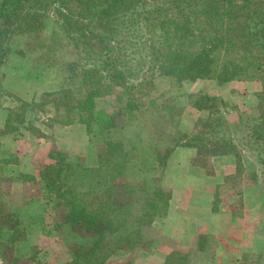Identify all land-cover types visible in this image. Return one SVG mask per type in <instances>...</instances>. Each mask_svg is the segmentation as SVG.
Returning a JSON list of instances; mask_svg holds the SVG:
<instances>
[{"label":"rangeland","instance_id":"374dc122","mask_svg":"<svg viewBox=\"0 0 264 264\" xmlns=\"http://www.w3.org/2000/svg\"><path fill=\"white\" fill-rule=\"evenodd\" d=\"M14 3L0 17V264H230L222 261L227 255L237 259L232 264H264V154L253 139L254 133L264 131V57L241 80L181 81L150 69L131 82L133 87L102 85L100 94L88 100L96 81L85 74L95 71L87 70L85 64L91 62L58 20V5L52 3L46 17L33 22L27 18L17 25L23 19L12 14L19 6ZM2 4L0 0V12ZM248 4L250 12L262 15L250 25L251 31L260 32L253 41L262 48L264 0ZM152 7L144 8L143 14ZM4 22L15 27L5 37ZM149 26L156 37L159 31L152 21ZM114 46L130 55L131 67L138 65L142 49L120 42ZM225 52L220 50L219 60L229 58ZM245 54L234 52L231 57L248 63L249 56L241 58ZM100 56L95 51L96 68ZM6 69L23 78L34 69L46 83L27 80L38 95L24 100L16 91L23 83L8 78ZM44 89L54 91L42 93ZM70 116L75 120L70 125L86 128L76 134L57 131L69 126ZM89 117L99 121L87 125ZM110 122L119 129L112 135L114 141L107 140ZM73 135L71 150L55 141L58 145L52 147L47 163L37 165L36 176L20 174L16 166L22 165L21 154H28L32 145L56 138L71 142ZM209 140L234 147L233 154H197L196 147H206ZM94 142L98 161L89 167L84 156ZM7 167V176H2ZM185 182L186 195L177 197L175 207L229 209L222 216L229 215L227 227L216 236L193 235V229H186V212L176 209L167 215L173 192ZM166 203L167 212L162 210L150 225L140 223L136 229L149 207ZM117 207L124 209L122 214ZM82 209L90 216L87 223L111 224L118 232H95L86 223L75 226L69 219L71 210L85 217ZM199 246L209 257L198 255Z\"/></svg>","mask_w":264,"mask_h":264},{"label":"trees","instance_id":"16d2710c","mask_svg":"<svg viewBox=\"0 0 264 264\" xmlns=\"http://www.w3.org/2000/svg\"><path fill=\"white\" fill-rule=\"evenodd\" d=\"M248 2L249 0H3L0 17L5 15L11 3L18 4L15 13L12 14L22 16L23 21L16 23L20 25L27 18H31L33 22L35 18L46 17L45 15L51 11H48L50 5L57 4L55 12L58 20L75 46L85 54L87 61L91 62L85 64L88 66L87 70L95 71L85 74L89 77L94 75L93 80L96 81L90 88L88 99L90 100L92 96L100 94L102 85L109 89L133 87L131 82L150 69H158L160 75L175 77L181 81L203 78L217 79L220 82L241 80L243 74L250 71L251 67L255 69L254 65H258L257 61L264 57V46L257 47L253 41L260 32L251 31L250 27L253 20L260 19L262 15L259 12L256 15L253 11L250 12ZM148 6H153L151 11L143 14L144 8ZM159 15L163 16V19ZM151 21L152 28L159 31L153 38L149 26ZM260 24H262L260 31H263L264 22L260 21ZM12 26L13 23L4 22L1 25L2 36L14 32L15 27L13 29ZM91 28H96V31H91ZM124 29L128 30L125 31L126 34L122 33ZM233 38L238 41L234 43ZM119 42L130 44L136 50L142 49L143 55L137 61L138 65H132L134 68L129 65V62H132L128 59L130 55H125L121 48L114 46ZM115 47L119 51L118 54L113 52ZM222 48L226 49L228 59L219 60ZM95 51L101 55L98 68L93 65ZM243 51L247 55H242L241 58L245 60L249 56L250 62L241 63L231 57L234 52L240 55ZM70 94L68 91L66 97ZM97 115L100 118L99 112ZM69 118L72 121H67L69 122L67 125L75 122L72 116ZM99 118L93 122L89 117L85 123L95 124ZM108 126L106 128H112L114 123L110 122ZM254 138L257 139V145L262 148L260 152L264 154V131L254 133ZM209 141L206 147L203 145L196 147L197 154L205 152L213 157L233 154L234 147L226 146V149L216 140ZM168 209L169 203L164 207H149L150 211L147 214L139 216L136 229L141 227V224L150 225L162 210L167 212ZM73 210L69 219L77 227L79 225L85 227L86 223L87 229L95 232L105 230L118 232L111 224L104 227L105 224L87 223L85 218L90 216L86 210L82 209L85 217H77ZM96 210L103 211L104 207H97ZM122 211H124L122 207L116 208L117 213L122 214ZM80 219L84 222H80ZM128 245L130 248L134 247V243Z\"/></svg>","mask_w":264,"mask_h":264},{"label":"crops","instance_id":"0c3cea01","mask_svg":"<svg viewBox=\"0 0 264 264\" xmlns=\"http://www.w3.org/2000/svg\"><path fill=\"white\" fill-rule=\"evenodd\" d=\"M5 71L7 72L8 78H14V79L18 78V80H19L18 82H20V84L23 83L22 85H24V86H21V88L19 90H16V91H17L18 96H20L24 100H30L34 96L36 97L35 94L38 95V93L35 92V89H33L30 85L29 86L27 85V80L30 83H35V82L39 83L40 80H41V84L46 83V81L39 74V72L34 70V69L28 78L27 77L23 78V76L20 75L19 73H15V74L12 73L11 75H9L10 73H9L8 69H6ZM6 78H7V76H6ZM39 89H41V88H39ZM45 91L46 92H52V91H54V89H51L50 91H47V89H44L42 91V93ZM85 128H86L85 126L73 124V125H69V126H60V127L56 128V130L62 132V134L65 132H71L73 134L74 133L76 134L78 132V129L84 130ZM88 129H90V128L88 127ZM109 130H107L108 131L107 140L108 141H114L113 137L118 133L119 129L117 128V126H115L114 128H111ZM113 134H115V135L112 136ZM56 139L57 140H52L50 142L47 140H42V141L40 140L37 143H35V145H32V147H30L31 150L28 154H24V155L21 154L22 165L16 166L17 168L20 169V171H21L20 174L21 173H27V174H34V176H36L37 165H39L41 163H47L48 162L49 152L51 151L53 146L58 145V144H56V142L63 144L64 146H66V148L69 147V149L71 150L70 146L73 143L72 141L74 139V135L72 137L71 142L62 141L58 138H56ZM87 145H88V143H87ZM87 145H84V147H86ZM154 147L155 146H153V148ZM4 148H5V146H4ZM4 148H3V150H4ZM96 149H97L96 144L94 142L92 145H89L87 155H85V156L82 155L86 158V161H87L86 163H90V164H87V166H89V167L96 166V161H98V150H96ZM192 151L195 152V150H192ZM192 154H194V153H192ZM90 156H92L93 159H91ZM193 156L194 155H192L190 161H193V158H195V156L194 157ZM8 170H10V167H7L5 173L2 176L6 177ZM151 171H150V173H151ZM14 172L17 173L18 169H14ZM12 175H13V173L8 174V176H12ZM145 178H147V177H145ZM138 180H141V179H138ZM184 180H186V177H184ZM182 186L183 187H181V188H176V190L173 192V200L170 202V209H169V212L167 215L176 211V209L180 212H186V217L183 216L186 218V229H193L191 231V233L193 235H199L200 237L216 236L219 233V230L227 227L226 221H228L229 215H228L227 219H222V216L223 217L227 216V213L229 211V209L227 207H220L218 209L216 207H194V209H193V207H180V208L175 207V202L177 201V197L179 195H181L182 193L186 195V182ZM213 194H214L213 191L210 192L211 196H213ZM54 218L56 221L55 223H57L58 222L57 221L58 216L56 215ZM232 218H233V216H230V219H232ZM68 224H70V223H68ZM54 227L55 228L57 227L56 224L54 225ZM186 233H188V232L186 231ZM43 235H46V234L43 233ZM28 236L30 237L31 235L28 234ZM26 241L27 240H25L23 242H26ZM230 243H232V241ZM198 255L203 256V257H209L207 249H205L201 246H199V248H198ZM225 260H229V263L232 264L233 260L236 261L237 259L234 258V256H232V255H227L226 258L222 261L225 263Z\"/></svg>","mask_w":264,"mask_h":264}]
</instances>
